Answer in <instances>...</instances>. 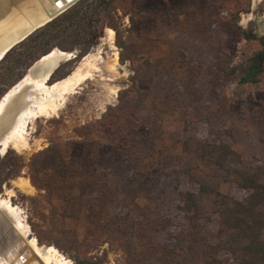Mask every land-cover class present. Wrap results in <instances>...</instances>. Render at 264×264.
I'll return each instance as SVG.
<instances>
[{"label":"rangeland","instance_id":"obj_1","mask_svg":"<svg viewBox=\"0 0 264 264\" xmlns=\"http://www.w3.org/2000/svg\"><path fill=\"white\" fill-rule=\"evenodd\" d=\"M83 1L100 0L73 5ZM221 1L105 0L90 15L77 48L89 46L98 71L57 114L30 123L28 150L8 148L0 156V196L13 192L11 202L38 244L55 247L69 264H197L201 258H183L195 237L221 244L216 254L232 264L218 233L223 204L251 192L238 184V173L264 182V79H249L246 70L264 39V0H225L235 18L247 14L248 42L242 28L221 23ZM106 29L114 32L112 43ZM61 42L52 45L64 51ZM26 51L17 48L0 62V95L25 73ZM115 52L117 73L109 69ZM110 108L119 109L107 118ZM134 109L136 120L128 117ZM196 142L233 153L219 166L193 149ZM49 146L55 161L42 167L38 154ZM84 178L98 179L92 194H79ZM18 179L31 191L19 190ZM202 185L224 197L201 192ZM185 191L197 200L195 214L182 210Z\"/></svg>","mask_w":264,"mask_h":264},{"label":"bare ground","instance_id":"obj_2","mask_svg":"<svg viewBox=\"0 0 264 264\" xmlns=\"http://www.w3.org/2000/svg\"><path fill=\"white\" fill-rule=\"evenodd\" d=\"M63 4L60 9L53 0H0V56L33 27L61 12L67 6ZM106 33L111 42L113 30L106 29ZM50 51L51 53L48 52L49 54H45L46 56L41 59L43 62L56 60L64 63L68 57L71 58L70 52H62L56 48ZM117 66L119 65L115 52L114 61L109 69L117 73ZM97 71V57L90 53L83 56L81 62L67 76L52 83H48L50 76L47 78L49 70L46 67L34 75L27 74L26 71L24 76L0 98V123L17 105L19 106V101L25 103L17 110L7 130L0 136V156L4 155L8 148L17 153L28 150L31 145L26 130L30 123L39 117L48 118L57 114L67 96L74 93L77 86ZM13 183L23 192L31 191L30 184L24 179H18ZM12 196V191H5L3 197L0 196V215L19 239L4 243L0 241V264H69L55 247L42 246L30 236V229L23 220L21 211L11 202ZM3 225L5 223L0 219V228Z\"/></svg>","mask_w":264,"mask_h":264},{"label":"trees","instance_id":"obj_3","mask_svg":"<svg viewBox=\"0 0 264 264\" xmlns=\"http://www.w3.org/2000/svg\"><path fill=\"white\" fill-rule=\"evenodd\" d=\"M84 2L85 1L76 3L52 21L35 30L26 39L9 50L0 62L5 61L13 50L26 47L27 51L24 57L29 59L28 64L25 66L26 73L27 69L40 56L47 54L54 48V45H52L54 41L61 40L63 42H61L62 44L58 47L65 52L79 51L74 59L61 64L50 76V79L54 78V81H57L67 76L73 70V66L77 59L85 56L89 50V46L83 49L77 48V43L79 41H84L88 36V21L91 17L90 15L94 11H97L102 3H106L105 0H100L96 3L93 1L90 3ZM108 2L109 1H107V3ZM251 68L259 70L261 66L260 64H254ZM25 73L19 75L10 87L18 82ZM7 90L1 93L0 97L4 95ZM117 109L110 108L107 118L113 116V112H115L113 110ZM121 109L120 107V110ZM142 115L148 116L149 114L147 112ZM128 117L131 119L133 118V120L140 118L135 109L130 112ZM193 149L202 152L203 158H205L207 162L219 166H222L227 157L233 153L228 146L219 145L215 147L212 144L203 142H196L193 145ZM55 151L53 146H49L45 150L39 152L38 155L44 157L40 163L42 167L46 163H54ZM238 176V184L251 192L245 201L233 199L223 204L220 213V228L218 233L220 237H224V240H221V242L224 243L225 247L231 253L232 264H264V240L261 238L264 229V212L260 209V206L264 203V182L260 181L258 176L255 175L250 176L244 173H238ZM98 182V179H82L77 183L79 194H92L96 191ZM200 191L209 194L213 193L215 196H220L221 198L224 197L218 191L204 185L200 186ZM179 196L182 201V210L184 213L188 215L195 214L198 210V203L194 194L185 191L181 192ZM88 207L90 211L95 208L90 204H88ZM217 248H221V244L218 243L212 246L192 237L187 245L183 258L186 259L188 263L201 258V262L197 261L195 263L223 264V261L216 254ZM84 264L94 263L85 261Z\"/></svg>","mask_w":264,"mask_h":264},{"label":"water","instance_id":"obj_4","mask_svg":"<svg viewBox=\"0 0 264 264\" xmlns=\"http://www.w3.org/2000/svg\"><path fill=\"white\" fill-rule=\"evenodd\" d=\"M77 1V0H76ZM76 1L73 0H63V2H61L60 0H53V2L56 4V6H58V8H62L63 7V3H65L67 6L63 8V10H61V12H58L56 14H54L53 16H51L48 20H46L45 22H42L40 25L33 27L31 30H29L25 35H23L19 40L15 41L8 49H6L2 55L0 56V59L5 56V54L11 50L15 45H17L18 43L22 42L24 39H26L30 34H32L35 30H37L38 28L44 26L45 24H47L48 22L52 21L54 18H56L58 15L62 14L64 11H66L68 8H70ZM58 50V49H57ZM65 52V51H62ZM51 53V51L49 52ZM49 53H47L46 55H48ZM71 53V58L69 59V57L67 58L68 61L74 59L76 57V51L70 52ZM46 55H43L41 57H39L28 69H27V74L30 75H34L36 74L39 70H41L42 68L46 67L48 68L49 72L47 74V78L49 76H51L54 71L62 64L56 60L54 61H42L41 59L43 57H45ZM56 61V62H55ZM24 102L23 101H19V106L17 105V107L13 110V112L6 117L5 119L2 120V122L0 123V136L7 130L9 124L11 123L14 114L17 112V110L24 106ZM0 219L2 221H4L5 223V231L3 233L0 234V241L2 243L7 242L8 240L10 241H16L18 239V235L14 232V230L8 225L6 224L5 219L0 215Z\"/></svg>","mask_w":264,"mask_h":264},{"label":"flooded vegetation","instance_id":"obj_5","mask_svg":"<svg viewBox=\"0 0 264 264\" xmlns=\"http://www.w3.org/2000/svg\"><path fill=\"white\" fill-rule=\"evenodd\" d=\"M245 2H247V1L245 0ZM248 3H250L249 0H248ZM247 5H249V4H247ZM226 7H227V4H226L225 0H222L221 3H220V8H219V10L221 12L220 13L221 14V16H220L221 23L224 24L226 22V20H228L229 22L233 23V25H235V27L237 29L242 28L244 30V32H245V36H243V41L244 42L250 41L253 38V36L248 31V26L247 25L245 27L242 26V23H243L242 19H243L244 16H247V14L242 15L241 19L240 18H235V14H233V12L228 10ZM247 10H249V9H247ZM255 14H256V8H255V4H254L253 8H251V12L249 14L250 15L249 18H247V24L253 22V20L255 18ZM238 15L241 16L240 13H238ZM232 43L237 47V46H240L241 42L233 41ZM259 44H260V47H261L260 51L255 53V54H253L249 58V63H248L247 68H246L247 75H248L249 79H264V72H263L264 63L263 64L260 63L261 59L264 60V39L260 40ZM254 64H261V69H259V70L252 69L251 67Z\"/></svg>","mask_w":264,"mask_h":264}]
</instances>
